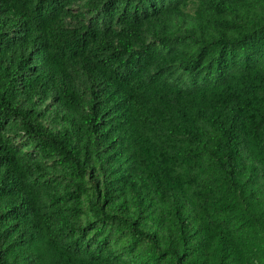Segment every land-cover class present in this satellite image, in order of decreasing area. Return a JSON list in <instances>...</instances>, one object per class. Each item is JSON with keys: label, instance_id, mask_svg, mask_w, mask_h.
<instances>
[{"label": "trees", "instance_id": "obj_1", "mask_svg": "<svg viewBox=\"0 0 264 264\" xmlns=\"http://www.w3.org/2000/svg\"><path fill=\"white\" fill-rule=\"evenodd\" d=\"M0 264H264V0H0Z\"/></svg>", "mask_w": 264, "mask_h": 264}, {"label": "rangeland", "instance_id": "obj_2", "mask_svg": "<svg viewBox=\"0 0 264 264\" xmlns=\"http://www.w3.org/2000/svg\"><path fill=\"white\" fill-rule=\"evenodd\" d=\"M16 144H18V146H22L23 149H26L27 151H29V149L27 148V146L25 145V142L21 139H16ZM129 239V235H127L126 231L120 233L119 235H116L113 239L115 245L117 246V248H119L120 250H122V248H124V246L127 245L128 240Z\"/></svg>", "mask_w": 264, "mask_h": 264}]
</instances>
